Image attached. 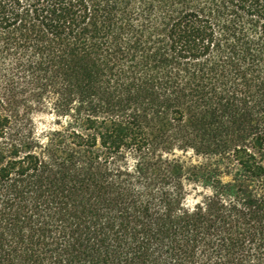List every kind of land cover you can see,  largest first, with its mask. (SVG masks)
Listing matches in <instances>:
<instances>
[{
	"label": "trees",
	"instance_id": "1",
	"mask_svg": "<svg viewBox=\"0 0 264 264\" xmlns=\"http://www.w3.org/2000/svg\"><path fill=\"white\" fill-rule=\"evenodd\" d=\"M0 264H264V0H0Z\"/></svg>",
	"mask_w": 264,
	"mask_h": 264
},
{
	"label": "rangeland",
	"instance_id": "2",
	"mask_svg": "<svg viewBox=\"0 0 264 264\" xmlns=\"http://www.w3.org/2000/svg\"><path fill=\"white\" fill-rule=\"evenodd\" d=\"M37 123L40 127L48 124V119L45 117H40L37 119Z\"/></svg>",
	"mask_w": 264,
	"mask_h": 264
}]
</instances>
